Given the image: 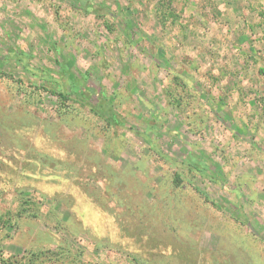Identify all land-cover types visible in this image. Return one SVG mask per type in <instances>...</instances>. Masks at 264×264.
<instances>
[{
  "label": "rangeland",
  "instance_id": "1",
  "mask_svg": "<svg viewBox=\"0 0 264 264\" xmlns=\"http://www.w3.org/2000/svg\"><path fill=\"white\" fill-rule=\"evenodd\" d=\"M0 70V264H264V0H0Z\"/></svg>",
  "mask_w": 264,
  "mask_h": 264
},
{
  "label": "trees",
  "instance_id": "2",
  "mask_svg": "<svg viewBox=\"0 0 264 264\" xmlns=\"http://www.w3.org/2000/svg\"><path fill=\"white\" fill-rule=\"evenodd\" d=\"M0 77H9V78H13V75L5 73L3 71L0 70ZM83 79H79L80 83L83 82ZM175 80L178 81V85L180 86V82L179 80L180 77L176 76ZM50 90V89H49ZM53 94H56L60 100V103L62 104V106L65 107V105L67 104V101H70L71 99L69 98V94L67 92H65V90H56V89H51L50 90ZM84 90L80 91L79 88L76 89V91H74V93H76V99L82 104V105H86L87 103L91 106V109L100 117H102L106 123L111 126V127H125V121L124 118L122 117V115L116 111L115 108H112L108 105V99H106L103 95H99L98 93H93L91 95H89V93L84 92ZM170 96L173 98V100H176L178 102V100L175 98L174 92L169 91ZM95 102H94V101ZM131 130H134L132 127H128ZM154 150L155 152H158L161 157L166 158L167 160L169 159V157L164 154L161 153L160 150L158 149V147L154 146ZM38 155H40L42 158V153H38ZM174 184L176 186H179L183 183L182 178L180 177V175L176 174V177L174 179ZM30 201H25V204H29ZM11 264V263H8Z\"/></svg>",
  "mask_w": 264,
  "mask_h": 264
}]
</instances>
